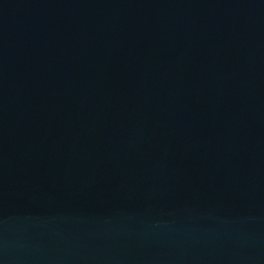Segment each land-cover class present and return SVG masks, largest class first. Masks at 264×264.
Returning <instances> with one entry per match:
<instances>
[{
    "label": "water",
    "instance_id": "95a60500",
    "mask_svg": "<svg viewBox=\"0 0 264 264\" xmlns=\"http://www.w3.org/2000/svg\"><path fill=\"white\" fill-rule=\"evenodd\" d=\"M0 264H264V0H0Z\"/></svg>",
    "mask_w": 264,
    "mask_h": 264
}]
</instances>
